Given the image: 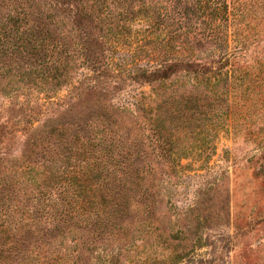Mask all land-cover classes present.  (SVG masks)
Segmentation results:
<instances>
[{
  "label": "rangeland",
  "instance_id": "374dc122",
  "mask_svg": "<svg viewBox=\"0 0 264 264\" xmlns=\"http://www.w3.org/2000/svg\"><path fill=\"white\" fill-rule=\"evenodd\" d=\"M232 1L234 24L222 29L228 45L221 34L186 42L177 23L146 13L150 5L120 25L106 23L96 71L74 47L71 80L60 89L0 81V194L12 207L30 191L27 173L15 174L24 149L34 160L39 152L30 151L44 148L26 145L31 127L70 120L94 103L123 115L150 153L138 161L157 167L145 179L148 196L133 186L122 219L107 212L90 228L73 223L55 232L64 254L74 241L87 243L82 258L65 255L61 264H264V0ZM71 35L76 45L80 37ZM159 131L165 147L155 140ZM16 262L11 253L0 257Z\"/></svg>",
  "mask_w": 264,
  "mask_h": 264
},
{
  "label": "trees",
  "instance_id": "16d2710c",
  "mask_svg": "<svg viewBox=\"0 0 264 264\" xmlns=\"http://www.w3.org/2000/svg\"><path fill=\"white\" fill-rule=\"evenodd\" d=\"M1 8L7 12L0 14V81H26L49 93L71 80L74 47L81 64L99 68L102 49L108 44L106 23L120 25L153 11L164 22L173 21L184 29L186 42L192 34L197 42L221 34L219 40L228 45L222 29L233 25L236 17L232 0H0ZM70 25L80 37L76 45L69 40L76 37ZM67 118L31 127L26 145L44 148L30 151L31 155L39 152L34 160L25 157L24 149V165L15 171L28 175L25 203L12 207L0 194V241L8 235L12 238L0 242V257L11 253L17 257L16 264H61L65 255L68 260L82 258L85 241H74L72 251L64 254L55 232L70 229L73 223L90 228L103 221L107 212L110 221L122 219L133 186L143 185V196L151 191L145 179L157 167L153 161L144 165L138 161L150 153L142 149L143 136L122 124L123 115L94 103ZM155 138L165 147L166 135L159 131ZM48 177L59 182L57 188L45 182ZM87 205H91L88 210Z\"/></svg>",
  "mask_w": 264,
  "mask_h": 264
}]
</instances>
